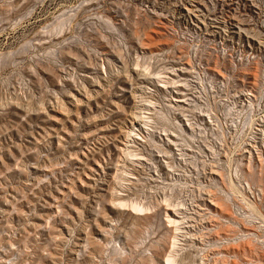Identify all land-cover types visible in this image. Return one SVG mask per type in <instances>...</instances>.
Listing matches in <instances>:
<instances>
[{"label":"rangeland","instance_id":"374dc122","mask_svg":"<svg viewBox=\"0 0 264 264\" xmlns=\"http://www.w3.org/2000/svg\"><path fill=\"white\" fill-rule=\"evenodd\" d=\"M0 264H264V0H0Z\"/></svg>","mask_w":264,"mask_h":264}]
</instances>
